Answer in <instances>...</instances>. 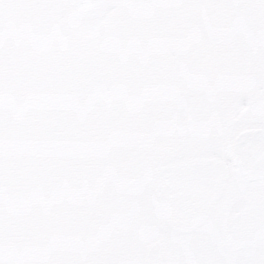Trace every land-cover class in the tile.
<instances>
[{"label":"snow or ice","instance_id":"6c2138e0","mask_svg":"<svg viewBox=\"0 0 264 264\" xmlns=\"http://www.w3.org/2000/svg\"><path fill=\"white\" fill-rule=\"evenodd\" d=\"M250 124L264 0H0V264H264Z\"/></svg>","mask_w":264,"mask_h":264},{"label":"water","instance_id":"95a60500","mask_svg":"<svg viewBox=\"0 0 264 264\" xmlns=\"http://www.w3.org/2000/svg\"><path fill=\"white\" fill-rule=\"evenodd\" d=\"M262 148H264V129L243 131L230 142L229 157L246 180H253L257 176ZM168 195L167 188L162 187L161 196L167 198Z\"/></svg>","mask_w":264,"mask_h":264},{"label":"rangeland","instance_id":"374dc122","mask_svg":"<svg viewBox=\"0 0 264 264\" xmlns=\"http://www.w3.org/2000/svg\"><path fill=\"white\" fill-rule=\"evenodd\" d=\"M233 120H236V121H240V120H254L255 117L254 115L251 113V111H249L248 113H243V112H234L232 117H231ZM256 125L254 124H250L248 126H244V125H241L240 127H238V129L235 131V133L233 135H235L237 132L241 131L242 129L246 128V127H254ZM232 135V136H233Z\"/></svg>","mask_w":264,"mask_h":264},{"label":"flooded vegetation","instance_id":"af4514ba","mask_svg":"<svg viewBox=\"0 0 264 264\" xmlns=\"http://www.w3.org/2000/svg\"><path fill=\"white\" fill-rule=\"evenodd\" d=\"M255 130V129H264V128H261L259 126H254V127H246L244 129H242L241 131L237 132L235 135L231 136L228 141H227V144H226V151H225V156H226V161L227 163H229L232 167L238 169L232 162V160L230 159L229 157V151H228V147L230 145V142L235 139L242 131H245V130ZM259 151V146L257 145V152Z\"/></svg>","mask_w":264,"mask_h":264}]
</instances>
